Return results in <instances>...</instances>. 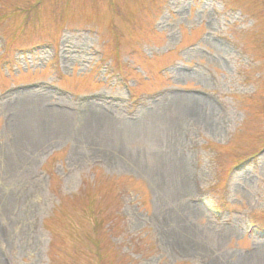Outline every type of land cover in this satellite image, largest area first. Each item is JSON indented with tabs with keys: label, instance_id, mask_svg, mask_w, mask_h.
<instances>
[{
	"label": "rangeland",
	"instance_id": "obj_1",
	"mask_svg": "<svg viewBox=\"0 0 264 264\" xmlns=\"http://www.w3.org/2000/svg\"><path fill=\"white\" fill-rule=\"evenodd\" d=\"M0 264H264V0H0Z\"/></svg>",
	"mask_w": 264,
	"mask_h": 264
},
{
	"label": "bare ground",
	"instance_id": "obj_2",
	"mask_svg": "<svg viewBox=\"0 0 264 264\" xmlns=\"http://www.w3.org/2000/svg\"><path fill=\"white\" fill-rule=\"evenodd\" d=\"M197 104H198V102H196ZM196 103H194V107L196 106ZM88 112H93V113H95L94 111H91V110H89ZM48 113V112H47ZM50 114V113H49ZM46 116H48L47 114H46Z\"/></svg>",
	"mask_w": 264,
	"mask_h": 264
}]
</instances>
